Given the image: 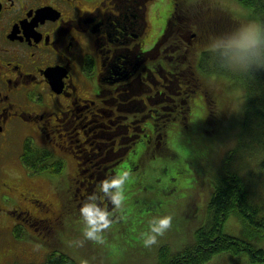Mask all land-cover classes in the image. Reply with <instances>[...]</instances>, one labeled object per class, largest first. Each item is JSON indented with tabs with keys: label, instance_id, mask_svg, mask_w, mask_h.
Here are the masks:
<instances>
[{
	"label": "flooded vegetation",
	"instance_id": "flooded-vegetation-1",
	"mask_svg": "<svg viewBox=\"0 0 264 264\" xmlns=\"http://www.w3.org/2000/svg\"><path fill=\"white\" fill-rule=\"evenodd\" d=\"M150 3L0 0V264L39 262L23 229L50 232L63 213L37 189L44 173L21 159L28 143L53 152L65 169L75 163L70 183L86 200L79 203L111 210L100 185L123 171L133 150L128 132L153 127L165 103H175L185 71L170 64L164 29L152 37Z\"/></svg>",
	"mask_w": 264,
	"mask_h": 264
},
{
	"label": "trees",
	"instance_id": "trees-1",
	"mask_svg": "<svg viewBox=\"0 0 264 264\" xmlns=\"http://www.w3.org/2000/svg\"><path fill=\"white\" fill-rule=\"evenodd\" d=\"M170 1L172 5L165 19L167 23L161 28L164 29V34L158 38L165 41L169 47L170 64L177 66L182 72L185 71L183 74L185 81L184 84H180L181 88L174 86L175 103L171 104V101L165 103L169 108L160 110L153 127L128 132L132 137L128 141L130 147L134 149L138 142L147 138L151 139L154 145L160 146V153L169 158L177 157L178 152L172 141L173 131L174 136H179V133L183 134L186 129L194 127L191 118L193 112L199 109L196 107V101L199 100L203 109L201 123L210 124L211 134L213 128L222 122L221 114H228L235 98L224 92L228 85L223 78L216 87L212 85L208 74L215 73L231 76L241 87L244 86L246 103L241 95L242 91L238 96V99L242 100L240 105L241 116L244 117L242 127L246 126L251 130L252 137H257L254 140L264 151V0H237L241 7L243 5L250 8L253 17L258 18L260 22L259 42L246 49L226 44L229 38L237 37L241 28L240 22L247 18L240 12L233 15L229 9L224 10L217 5H211L204 11L195 10L190 13L184 4L187 5L191 0ZM210 8L215 11L209 10ZM195 21H198L196 26ZM183 76L181 75L182 79ZM172 122L178 124L173 130ZM196 128L199 129V126ZM200 129L206 140L210 138V134L205 133L206 128L203 125ZM237 148L240 146L228 151L223 159V168L216 172L206 217L199 226H196L189 243H185L184 246H179L180 242L172 245L167 241H161L162 237H159L160 241L155 244L157 247L152 246L154 249L146 247L145 250L150 253L143 252L145 255L150 254L152 264H264V206L253 201L254 195L249 191L247 181L239 171L233 170L232 156L239 151ZM21 159L38 174L52 172L60 175L64 169L63 160L56 157L53 152L49 153L29 143ZM186 159L183 156L182 160L177 161L176 169L190 174L192 167H188ZM198 162L200 164L202 159ZM260 165L264 167V160ZM134 167L136 166H129L127 172ZM201 173L205 175L206 172ZM259 173L264 176V172ZM106 177L108 180L113 178L109 175ZM127 181L130 180L125 181L128 186ZM112 191L116 192V189L113 188ZM61 198L57 208L59 210L62 208L63 213L59 211L58 227L62 224L63 214L71 211L72 203L75 204V214L80 212L79 207L84 204L74 198L69 200L66 193L65 195L62 193ZM111 210L112 216L126 211L118 210L116 206ZM114 210H117L116 213ZM230 219L239 223L238 235L226 230V224ZM167 232L168 236L172 233L170 230ZM46 242L48 245L53 244L50 239ZM62 242L70 243L66 239ZM46 256L43 262L33 264H83L70 254L63 244Z\"/></svg>",
	"mask_w": 264,
	"mask_h": 264
},
{
	"label": "rangeland",
	"instance_id": "rangeland-1",
	"mask_svg": "<svg viewBox=\"0 0 264 264\" xmlns=\"http://www.w3.org/2000/svg\"><path fill=\"white\" fill-rule=\"evenodd\" d=\"M150 4L147 17L148 23L153 27L152 37L154 38L159 27L161 29L164 20L167 18L172 2L170 0H151ZM211 5H217L224 10L229 9L233 15L240 12L247 17L241 18V28L237 37L229 38L226 44L246 49L259 42L261 31L259 19L253 17L250 8L248 9L243 5L241 7L237 0H191L187 2V5L184 4V7L191 13L195 10L204 11ZM209 10L215 11L211 8ZM194 24L195 26L198 25V21H195ZM199 73L201 76V71ZM208 76L215 87L220 83V80L222 82L223 78L228 85L224 92L235 96L228 114H221L222 122L214 127L210 134V124L206 125L200 120L203 109L200 107L201 101L199 100L196 101V107L199 109L193 112V118H191L194 127L186 129L183 134L179 133V136H174L175 131H173L172 141L176 147L175 150L178 152L177 157L169 158L160 153V146L154 145L155 143L151 139L146 138L138 142L120 166V170L123 171H127L129 166H136L129 171L128 186L126 183L123 186L126 200L122 209L118 210L126 209V211L111 217L113 224L103 233V243L85 240L83 236L85 223L80 212L75 214V204L73 203L71 211L74 214L71 211L64 213L61 219L62 224H59L58 227V219L50 232L47 229H40V233L33 227H27L28 229L24 227L23 230L28 235L27 240L30 246L39 247L36 248L35 255L39 259L37 263L43 262L49 252L58 249L63 244L66 250L83 264H152L150 254L145 255L143 253H150V251L145 250L143 233L149 230L150 220L165 215L173 216V226L170 229L172 233L169 236L168 232L167 235L165 233L161 241H167L172 245L180 242L179 246H184L191 240L196 226H199L206 217L207 204L213 191L212 185L214 183L212 181L216 172L223 168L224 157L230 149L233 150L238 146H240L237 148L239 151L232 156L233 170L239 171L247 181L249 191L254 195L253 201L264 206V176L259 173V171L264 172V167L260 165V162L264 160V151L259 143L254 140L257 137H252L251 130L246 126L242 127L244 118L241 116L242 109H240L242 100L238 99V96L242 91L241 95L246 103L244 86L241 87L237 81L228 75L210 73ZM198 120H200L199 129L196 128L198 127L196 125ZM202 125L206 128L205 133L210 134V138L207 140L204 138L205 134L202 129H200ZM172 126L171 129L173 130L178 124L172 122ZM19 132L24 133L22 129H19ZM36 137L40 142H43L42 137L39 135ZM18 138V148L22 150V135H19ZM183 156L187 158L188 167H192L190 174L176 169L177 161L182 160ZM59 157L66 160L67 153H60ZM201 159L202 162L199 164L198 161ZM67 162V169L64 168L60 175L52 172L44 173L42 174L44 177L35 182L38 185V187L36 186L38 191L55 202L57 207L60 205L59 200L62 199V193L64 195L66 193L69 200H73V198L78 201L82 200L81 198L76 199L74 196V194H78L76 197L79 198L80 195L75 189L77 183L73 187L70 186L76 169L75 163L73 164L71 160ZM80 168H88V166L82 165ZM20 169V166L16 168V170ZM201 171L206 172L205 175ZM85 186H89V184H85ZM83 189L81 192L84 193L86 190ZM107 199L111 198L107 196ZM80 208L81 206L78 211ZM116 211L114 210V213ZM109 212L113 213L112 210ZM226 230L238 235L240 225L230 219L226 224ZM36 238L39 239L38 243ZM45 238L47 239L45 240ZM48 239L53 241V244H46ZM65 239L70 243L64 244L62 241ZM155 246L157 247V245H153V247ZM153 247L151 246V249Z\"/></svg>",
	"mask_w": 264,
	"mask_h": 264
},
{
	"label": "clouds",
	"instance_id": "clouds-1",
	"mask_svg": "<svg viewBox=\"0 0 264 264\" xmlns=\"http://www.w3.org/2000/svg\"><path fill=\"white\" fill-rule=\"evenodd\" d=\"M128 178L129 173L123 171L119 173L116 178L112 180L105 179L101 182L100 190L105 193L106 196H111L110 202L114 204L117 209L122 208L123 201L125 200L123 186ZM113 188L116 189L115 193H111L110 191ZM97 199L98 197L93 195L88 198V201H95ZM99 199H102V197H99ZM80 214L85 223L83 231L85 240L103 243V233L113 224V220L111 219L113 213L109 212L106 208H101L97 203L85 202L80 208ZM172 226V215L154 217L149 221V230L143 233L144 246L151 247L157 244L158 238L164 236Z\"/></svg>",
	"mask_w": 264,
	"mask_h": 264
}]
</instances>
